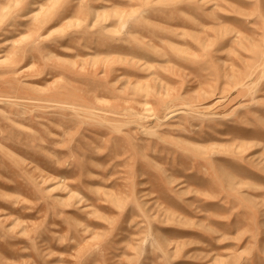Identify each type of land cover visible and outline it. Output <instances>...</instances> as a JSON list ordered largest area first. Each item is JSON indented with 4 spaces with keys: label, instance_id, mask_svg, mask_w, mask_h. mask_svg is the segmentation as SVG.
I'll return each mask as SVG.
<instances>
[{
    "label": "rangeland",
    "instance_id": "rangeland-1",
    "mask_svg": "<svg viewBox=\"0 0 264 264\" xmlns=\"http://www.w3.org/2000/svg\"><path fill=\"white\" fill-rule=\"evenodd\" d=\"M0 264H264V0H0Z\"/></svg>",
    "mask_w": 264,
    "mask_h": 264
}]
</instances>
